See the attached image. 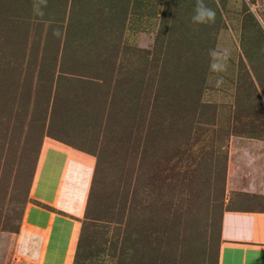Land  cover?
Masks as SVG:
<instances>
[{
  "label": "rangeland",
  "instance_id": "1",
  "mask_svg": "<svg viewBox=\"0 0 264 264\" xmlns=\"http://www.w3.org/2000/svg\"><path fill=\"white\" fill-rule=\"evenodd\" d=\"M205 3L0 0V264H36L31 206L71 223L62 264H218L224 211L264 213V0ZM71 150L95 158L80 217L33 194Z\"/></svg>",
  "mask_w": 264,
  "mask_h": 264
},
{
  "label": "crops",
  "instance_id": "2",
  "mask_svg": "<svg viewBox=\"0 0 264 264\" xmlns=\"http://www.w3.org/2000/svg\"><path fill=\"white\" fill-rule=\"evenodd\" d=\"M54 160H59L57 169H54ZM94 166L95 158L91 154L79 153V150L50 151L40 164L33 194L66 213L83 216ZM27 220L32 227H43L44 231L30 226L22 229L19 257L36 264H62L71 223L37 206L29 208ZM218 264H264V213L224 211Z\"/></svg>",
  "mask_w": 264,
  "mask_h": 264
},
{
  "label": "clouds",
  "instance_id": "3",
  "mask_svg": "<svg viewBox=\"0 0 264 264\" xmlns=\"http://www.w3.org/2000/svg\"><path fill=\"white\" fill-rule=\"evenodd\" d=\"M215 18V10L208 6L205 0H196L195 14L191 17L194 24H212L215 22ZM210 54L216 58V61L210 65L211 69L217 72L226 71V61L230 55L229 50L224 49L222 53L212 50Z\"/></svg>",
  "mask_w": 264,
  "mask_h": 264
}]
</instances>
